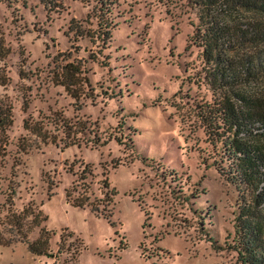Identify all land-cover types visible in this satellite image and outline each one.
I'll use <instances>...</instances> for the list:
<instances>
[{
    "label": "rangeland",
    "instance_id": "374dc122",
    "mask_svg": "<svg viewBox=\"0 0 264 264\" xmlns=\"http://www.w3.org/2000/svg\"><path fill=\"white\" fill-rule=\"evenodd\" d=\"M94 2L63 0L47 10L39 0H0V35L10 48L0 59V76L9 77L0 100L13 116L3 173L11 170L15 183L11 208L46 215L27 240L41 227L49 231L46 253L30 252L16 228L2 223L7 203L0 195V231L17 238L0 243V264H232L233 251L214 250L206 239L222 243L232 228L237 190L221 172L231 135L210 118L205 131L198 112L216 109L228 89L264 97V79L224 89L209 84L200 46L191 42L198 10L190 0H110L109 66H100L84 53L92 43L65 33L72 17L93 26ZM81 57L90 66L92 98L75 99L50 79L55 63ZM59 116L86 120L110 139L62 146L58 136L42 140L23 127L26 118L53 130ZM119 128L133 149L125 137L112 138ZM77 181L100 197L114 190L108 217L65 198ZM30 220L28 214L20 230Z\"/></svg>",
    "mask_w": 264,
    "mask_h": 264
},
{
    "label": "trees",
    "instance_id": "16d2710c",
    "mask_svg": "<svg viewBox=\"0 0 264 264\" xmlns=\"http://www.w3.org/2000/svg\"><path fill=\"white\" fill-rule=\"evenodd\" d=\"M8 5L13 0H4ZM47 10H56L63 0H39ZM197 7L198 23L191 34V42L200 46V56L207 64V81L212 87L224 89L247 79H264V0H190ZM25 2H23L24 5ZM94 24L91 26L86 19L71 18L68 22L66 35L74 39H86L94 45L87 56L98 65L108 67L109 55L104 52L111 37L112 17L109 15L110 0H95L92 4ZM83 22H85L83 24ZM86 46H82L84 49ZM10 52L0 35V59ZM91 53V54H90ZM66 56L68 54H65ZM96 55V57H95ZM82 59L83 62L82 63ZM86 57L76 62L66 60L55 63L51 70V81L58 84L75 99L93 97L96 95L94 86L88 75L90 66L85 64ZM21 72L19 71V74ZM9 77L0 76V84H5ZM220 96L214 110L198 112L202 119L210 118L215 128L222 127L231 135L228 146L224 148L226 156V179L235 185L237 190L236 208L232 219V228L226 232L222 243L211 235L206 239L214 250L225 249L234 252L232 264H264V97L236 92L228 89ZM103 93H106L103 90ZM218 119L220 124H218ZM13 120L9 104L0 100V195L7 203V212L2 221L8 224L10 231L18 239L25 240L30 252L46 253L49 231L41 227L39 235L27 240L26 233L34 225H38L46 215L38 209L22 207L20 210L11 208L15 183L9 175L3 173L8 155L6 129ZM53 130L46 128L39 121L23 119V127L35 133L42 140H60L62 146L78 144L81 141L92 145L104 143L110 136L101 138L96 130H92L86 120L76 118L70 120L56 117L52 121ZM255 122L257 124L255 125ZM123 120L117 125L122 127ZM208 129L206 120L205 131ZM118 136H112L117 142L125 137L127 144L133 149V142L128 134L119 128ZM142 159L146 156H141ZM171 171L174 170L171 168ZM84 178V176H82ZM103 186H108L106 181ZM180 190V188L178 189ZM114 190L103 191L102 196H96L89 182H74L64 189L65 198L73 205L88 208L104 217L109 216V205L112 203ZM180 195V194H179ZM182 195V194H181ZM186 201L188 195L181 196ZM107 211V212H106ZM31 215V220L24 230H20L23 220ZM199 217H202L198 214ZM199 229L206 231L201 220ZM71 233V232H69ZM62 237V236H61ZM13 236L5 237L0 231V243H7Z\"/></svg>",
    "mask_w": 264,
    "mask_h": 264
}]
</instances>
